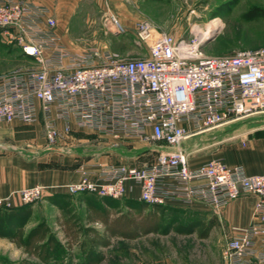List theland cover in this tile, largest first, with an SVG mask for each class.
Masks as SVG:
<instances>
[{"label": "built area", "instance_id": "obj_1", "mask_svg": "<svg viewBox=\"0 0 264 264\" xmlns=\"http://www.w3.org/2000/svg\"><path fill=\"white\" fill-rule=\"evenodd\" d=\"M47 13L30 0H0L2 41L40 65L0 76V123L42 119L51 147L74 131L86 130L120 143H156L160 152L155 162L142 167L96 164L98 169L91 171L84 166L77 182L55 190L34 186L15 191L0 198V210L20 209L62 193L122 200L129 183L139 186V201L148 206L165 207L178 198L217 213L252 194L258 197L253 220L224 242L222 258L225 264H264V174L248 175L219 158L191 169L181 148L198 135L264 115V47L208 56L203 50L206 26L195 25L189 37H176L139 20L132 34L143 56L92 49L64 65L60 55L57 61L44 58L46 46L33 42ZM47 23L56 26L53 18ZM104 27L109 35L128 34L111 14L105 16Z\"/></svg>", "mask_w": 264, "mask_h": 264}, {"label": "rangeland", "instance_id": "obj_2", "mask_svg": "<svg viewBox=\"0 0 264 264\" xmlns=\"http://www.w3.org/2000/svg\"><path fill=\"white\" fill-rule=\"evenodd\" d=\"M135 10L139 20H148L161 32L171 33L176 37H189L195 25L207 28L209 23L221 19L219 28L207 36L212 37L203 48L208 56H223L236 50L264 47V0H137ZM254 10H260L262 15L249 18L248 14ZM104 19L105 17L102 19L100 15L95 29L100 32L99 36L102 35L105 48L116 50L127 46L130 40L134 41L132 33L127 36L106 34ZM204 32L208 33L207 29ZM0 40V76L28 65L18 47L3 42L1 36ZM257 128L260 129L257 131H264L261 129L264 128V115L198 135L186 140L181 148L187 153L190 161L210 159L212 156L223 154L232 143H240L241 138H232L237 133H246ZM121 144L92 132L74 131L53 148L63 149L75 165H80L89 160H100L123 152L125 149ZM130 147H135L129 155L134 156L135 165L139 166L155 162L160 151L159 145L152 142L138 141ZM86 199L97 204L103 200L114 205L116 209L112 218L129 214L135 221L141 220L137 210L126 207L124 198L113 200L87 194H61L23 207L29 212L26 231L39 222L46 221L57 238L64 242L61 224L68 218V212L83 213ZM152 210L153 207L148 206L142 216ZM0 211L3 213L6 210ZM164 218L157 233L145 234L130 228L126 230L125 236L110 237V246L101 249L104 260L100 264H225L222 258L224 243L220 240L218 227L213 229V225L208 235L202 236L212 220L208 221L207 217L202 218L191 212L171 210H167ZM191 225H195L193 233L178 230L180 227ZM93 227L104 234L105 227L102 224H95ZM73 253H78L76 247L73 248ZM74 263L79 264L76 258ZM0 264L42 263L10 240L0 237Z\"/></svg>", "mask_w": 264, "mask_h": 264}, {"label": "crops", "instance_id": "obj_3", "mask_svg": "<svg viewBox=\"0 0 264 264\" xmlns=\"http://www.w3.org/2000/svg\"><path fill=\"white\" fill-rule=\"evenodd\" d=\"M30 2L48 11L47 15L37 24V33L33 35L34 43L46 46L44 51L46 59L57 61L60 55L63 57L61 62L67 65L70 63V58H82L92 49L100 53L109 52L119 57L131 58L143 56L145 53L131 40L127 46L109 50L104 47L102 35L99 36L100 32L95 29L100 15L103 19L111 14L128 30V34L132 33L135 23L139 21L135 10L137 0H30ZM49 18L56 21L54 28L49 27L47 23ZM19 50L28 63L19 69L40 67L33 58L23 54L20 48ZM96 60L101 61L102 57L98 56ZM58 124L60 127L63 126L61 122ZM257 130L260 129H251L246 133L234 135L232 138H241V142L232 143L221 155L198 161L189 160L190 168L195 169L209 160L219 158L223 159L229 167H242L248 175L264 174V131ZM137 142L122 143L125 150L117 155L75 165L70 155L66 154L63 149L53 148L47 144L46 129L42 119L34 124H25L20 121L12 124L0 123V198L34 186L55 190L77 182L80 178V169L84 166L91 171L98 169L96 164H124L130 167H142L146 164L135 165L134 156L129 155L135 149L130 146H134ZM124 199L140 202L139 186L129 183ZM257 202L256 195L244 194L215 213L205 204H185L176 198L168 200L164 208L171 211L191 212L202 218L207 217L208 221L212 220L211 227L215 225L213 229L218 227L220 240L224 243L235 236L239 230L250 225ZM84 207L86 208L85 204ZM255 248L260 249L258 243Z\"/></svg>", "mask_w": 264, "mask_h": 264}, {"label": "trees", "instance_id": "obj_4", "mask_svg": "<svg viewBox=\"0 0 264 264\" xmlns=\"http://www.w3.org/2000/svg\"><path fill=\"white\" fill-rule=\"evenodd\" d=\"M260 15V10H254L248 17ZM59 195L61 194L56 196ZM84 204L86 208L83 213L70 211L68 218L61 224L64 242L57 238L46 221L39 222L27 232L29 212L25 208L6 210L3 213L0 211V237L10 240L42 264H75V258L79 264H100L104 260L101 249L110 246V237L125 236L126 230L130 228L145 234L157 233L167 212L164 207L155 206L150 213L142 216V212L148 208L146 204L126 201L127 208L137 210L141 219L137 222L129 214L112 218L116 208L103 200L97 204L86 199ZM95 224L105 227L104 234L93 227ZM194 226L180 227L178 230L193 233ZM210 228L211 225L202 236H207ZM74 247L78 249V253H73Z\"/></svg>", "mask_w": 264, "mask_h": 264}, {"label": "bare ground", "instance_id": "obj_5", "mask_svg": "<svg viewBox=\"0 0 264 264\" xmlns=\"http://www.w3.org/2000/svg\"><path fill=\"white\" fill-rule=\"evenodd\" d=\"M221 19H216V20H214L213 21V23H211V24H208L207 25V31H208V33L206 32L205 34H204V36H205V38H207V36L213 31V30H216V29H218L219 28V26L221 25Z\"/></svg>", "mask_w": 264, "mask_h": 264}, {"label": "water", "instance_id": "obj_6", "mask_svg": "<svg viewBox=\"0 0 264 264\" xmlns=\"http://www.w3.org/2000/svg\"><path fill=\"white\" fill-rule=\"evenodd\" d=\"M212 39V37L210 36V37H208L207 38V40H206V42H208L209 40H211Z\"/></svg>", "mask_w": 264, "mask_h": 264}]
</instances>
